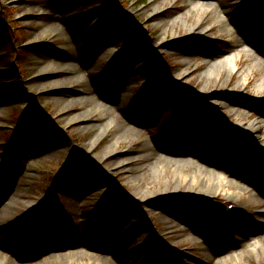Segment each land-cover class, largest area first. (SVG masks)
Wrapping results in <instances>:
<instances>
[{
	"label": "rangeland",
	"instance_id": "374dc122",
	"mask_svg": "<svg viewBox=\"0 0 264 264\" xmlns=\"http://www.w3.org/2000/svg\"><path fill=\"white\" fill-rule=\"evenodd\" d=\"M184 1L0 0V202H5L3 206L9 204L12 185L20 173L19 166L28 163L22 154L30 122L36 126L38 143L35 148L41 151L40 157L51 153L53 149L50 152L47 149L55 142L68 150L66 157L42 161L30 170L28 168L30 177L24 178L22 184L27 194L15 207L8 209L0 221V230L4 231L0 233V244L5 245L7 250L19 248L18 253L21 254L22 248L31 250L34 247L38 257L26 264L48 261L51 255L48 252L49 242L59 244L66 237L73 240L84 238L90 245L112 243L121 251L127 243L133 242L136 229L142 228H145L140 235L143 241L138 245L143 244L146 250L137 254H129L127 250L126 264H203L201 248L191 244V237L168 230L169 225L163 216L173 217L172 220L180 226L188 225L175 221V217L191 218L192 224L207 237L214 231L224 235L210 243L217 247L223 245L225 248L229 245L228 241H236V228L243 229L249 237H264V219L254 215L264 212L260 208L264 205V148L260 147L253 134L237 129L241 120L234 119L226 109L227 106L242 109L246 123L253 122L259 113H264V89L257 88L259 80L264 77V0H217L228 7V18L234 20L237 29L226 32L224 24L214 22L217 16L210 14L203 19L206 24H212L211 31L206 36L196 32L194 34L199 37L194 36L193 40L187 37L191 35L189 26L193 18H189V26L182 22L171 26V20L184 12ZM155 5L159 8L158 12H155ZM111 30L115 31L119 42L111 48L112 54L101 65L102 70L92 71L97 63L95 56L101 51V37ZM240 34L251 36L255 46L251 54L242 55L238 66L246 69L255 58L263 65L254 68L241 89L237 87L241 78L239 74L231 75L230 79L225 73L219 78L200 79V74L207 68L205 54L236 45ZM162 39H165L164 42H161ZM69 50L79 58L75 62L78 70L61 71L57 75L73 78L72 81L56 88L41 86L38 83L39 71L53 63H68ZM137 50L141 51L143 61L141 70L132 76L121 66L128 64ZM120 51L123 52L121 55L118 54ZM185 57L189 61H185ZM117 67H120L118 71L115 70ZM181 70H186L189 77L183 80L176 78ZM132 79L135 83H130ZM84 89L91 90L90 98L73 101V98H80ZM117 89H120L122 101L119 106L116 105L117 100L116 104L108 105L101 100V95L115 99ZM154 95L169 96L167 98L170 102L173 100L174 109L163 115L158 110H150L151 114H157L156 120L150 125H132L138 135L133 137L134 141L131 137H124L119 146L113 148L114 155H117L113 161L115 167L104 162L102 154L104 148L117 138L119 131L116 128L99 140L92 156L88 159L83 157L82 151L88 139L97 130L92 126L109 119L115 125L118 117L124 118V115L135 111L142 114ZM67 98L73 102L68 104L64 101ZM97 106L98 112L95 111ZM78 116L81 118H75ZM82 118L90 122L85 123ZM166 136L171 138L167 142L173 140L185 148L196 144L197 153L202 156L212 154L218 158L217 152L222 149L229 159L235 158V164L242 167V172L255 170V181L250 177L252 183L233 178L226 169L217 170L216 176L225 179L227 189L231 191L235 190L232 186L234 181L247 186L248 189L240 187V203L241 209L250 214V219L245 220L239 215L242 210L238 203L223 194L209 201L187 194L185 184L180 185L178 190H175V183L168 187L167 177L175 168L165 163L163 154H160L162 161L158 163L165 169L166 176L159 184L153 185L151 176L143 179L144 183H134L135 168L139 163L131 161L135 156L133 150L145 140H159ZM183 171L186 175L199 174L193 168H183ZM214 175L210 177L215 179ZM87 179L90 180L89 187H96L97 193L88 200L90 204L86 217L79 221L73 217L74 208L65 189H71ZM139 188L149 189L148 200L143 198ZM167 189L175 193L168 195L165 193ZM111 198L120 200L126 208L123 211L124 207H120L117 219L126 217L130 222L116 241H110L111 228L107 224ZM29 200L38 204H26ZM40 205V210H37ZM229 206H232L231 211H226ZM2 208L0 203V210ZM127 208L129 213L124 215ZM172 212L176 213L171 217ZM40 213L43 223L38 229L37 217ZM215 215L214 222L211 218ZM27 226L29 229L32 226L37 228L36 234H27L24 241L15 236L28 230ZM257 231L260 233L254 235ZM13 233L14 236H11ZM7 236L10 238L7 239ZM209 242L211 240L204 242L203 246L206 247ZM149 249L151 252L145 255ZM78 253L86 259L82 260L83 263L98 264L100 254L86 248ZM6 254V264H20L16 259L11 261V256ZM207 262L217 263L213 258ZM112 263L121 264L113 257L103 259L100 264Z\"/></svg>",
	"mask_w": 264,
	"mask_h": 264
},
{
	"label": "bare ground",
	"instance_id": "6f19581e",
	"mask_svg": "<svg viewBox=\"0 0 264 264\" xmlns=\"http://www.w3.org/2000/svg\"><path fill=\"white\" fill-rule=\"evenodd\" d=\"M217 0H185L184 1V12L177 17H174L173 20H171V26H174L180 22H182L185 25H188L189 18H193V23L190 24L189 29L191 30V35L187 36L188 39H194V36H197L196 32H199L202 36H206L209 34V32L212 29V24H206L205 19L210 16V14H213L214 16H217V19L214 20L215 23L224 24V27L226 29V32L231 33L233 30L237 29L236 24L234 20H231L228 18L229 11L228 7L225 6L223 3L219 4L216 3ZM155 12H158L159 8L157 5L154 6ZM205 18V19H203ZM187 26V27H188ZM249 24H247V27ZM247 29V28H246ZM49 31V30H46ZM44 31V32H46ZM244 32V30H243ZM193 37V38H192ZM199 37V36H197ZM166 39V38H165ZM165 39H162L161 42H164ZM198 39V38H195ZM118 37L114 30L105 32L101 37V44H100V54L96 57L95 56V63L96 67L92 68L91 70L100 72L102 70L101 65L103 62L111 56V48H115L113 46L114 44L118 43ZM111 44L110 46H107ZM158 44V43H157ZM160 44V43H159ZM68 45V43H67ZM255 46V42L252 39L251 36L248 34H240L238 42L234 46H230L226 50L222 51H216L215 53H207L205 54L207 62V68L204 72L200 74V79H211V77L219 78L224 73L226 74V77L230 79L231 75L239 74L241 75L240 81L237 84V87L240 89L243 85L247 83L248 76L252 73L254 68L257 65L262 66V63H258L257 59H254L253 64H251L246 69H242L238 66L237 62L239 59H241L242 55H248V53L253 52V48ZM117 48V46H116ZM134 48V47H133ZM109 50V51H108ZM69 54V62L68 63H53L52 66H47L43 69H41L38 73V83L41 86H48L51 85L53 88H56L60 85H66L69 84L73 78L67 77V76H58L61 71L66 72L67 70H78L77 68V55L74 51H70ZM132 60L128 62V64L124 65L122 64L121 68H126L127 72H130V75L134 76L136 73H138L141 70V61H143V55L140 50L135 51L133 54ZM185 61H189V58L185 57ZM120 67L115 68L116 71L119 70ZM90 69V68H89ZM57 70L58 72L55 73ZM190 74H187L186 70L179 71L175 77L179 80H183L189 77ZM56 76L55 79H52V77ZM131 76V77H132ZM228 79V80H229ZM75 80V79H74ZM130 83H135L130 81ZM258 89H264V77L259 80ZM244 90V88L242 89ZM90 89H84L82 91V95L80 98H73V101H87L88 95H90ZM117 93L115 95V99H110V97H106L101 95V100L105 102V104H116L120 105L122 103L120 99V89L116 90ZM165 93V90L163 91ZM160 94L161 91H159ZM117 96V99H116ZM119 96V98H118ZM161 97V98H160ZM154 95L152 97V100L145 105L146 108L143 109L142 114L131 112L127 116L124 115V118L118 117L115 121H112V119L109 120H102L99 122L98 126H92L96 127L97 130L95 134L88 139V142L86 143L85 150L82 151L83 157L88 159V156H92L97 149V146L99 145V140L103 138L108 132L112 131L114 128L119 131V134H117V138L113 139L108 147L104 148L102 159L104 162L109 163L112 167L116 166V163H114V158L117 156L114 155V147L119 146L121 139L124 137H131V140L134 141L133 137L137 136L138 134L136 127L134 126H141V125H150V123L154 120H156L157 114H151L150 110H158L160 111V114L163 115L164 112H169L170 110L174 109V103H172V99L170 102V99L167 97L169 96H160ZM59 101H62L61 99H58ZM71 99H64L68 104L70 102H73ZM117 100V102H116ZM103 106V105H102ZM101 109L105 110V108L100 107ZM148 112L146 109H148ZM227 110H229L230 114L233 116L236 120H241V122L237 125V129L241 132H250L253 134L257 140V143L260 145L261 148H264V113H260L259 117L254 120L253 122H244L245 119L244 111L240 108L236 107H226ZM99 108L97 106V109H95L96 112H98ZM141 112V111H139ZM162 117V116H161ZM75 118H81V117H75ZM244 118V119H243ZM74 119V118H73ZM81 120V119H80ZM83 122L88 123L90 122L89 119L82 118ZM193 121V119H192ZM195 121V120H194ZM73 122V121H72ZM134 125V126H132ZM29 136L28 140L25 144V151L23 157L28 160V163H25L24 165H20V173L17 176V180L12 185V192L9 198V204L4 205L2 204V210H0V221L4 219L6 212L8 211V208L17 205L18 201L21 199H24V196L27 194L26 189H22L23 179L30 177L28 173L29 170L36 165L37 163H40L42 161H51L52 159L58 158V157H66L68 155V150L66 148L63 149V146H59L58 142H55L52 146L48 147L47 151L50 152V150L53 149L51 153L48 155H45L44 157H40L39 148H35V146L38 143V138L36 133V126L33 122H30L29 124ZM90 127V126H89ZM167 137V138H166ZM164 139H154L150 138L148 140L143 141L138 147H136L135 150H133V153H135V156L131 159V161L138 162V166L135 168V176L133 178L134 183L137 184L138 181L142 182L143 179H145L147 176L152 177V183L159 184L162 177L166 176L165 169L159 165L158 162H161V155L163 154V160H165V163L168 162L171 166H174V172L170 175V177H167V186L171 183H175L176 188L175 190L179 189V186L182 184H185L187 187V194L195 197H204L209 201L214 200L216 197H219L221 194L224 195V197L228 199L235 200L238 203V206H240L241 209V191L240 187H245L248 189L245 185H242L241 182L234 181L231 187L235 190L227 189L228 185L227 182L221 179H218L217 174L218 171L225 170L224 164L217 159L214 155L209 156H200L199 160L196 161L195 159H190L189 155H198L197 148L194 145H189L188 148H185L181 145H178V143L173 142L171 140L168 141L169 136H166ZM171 139V138H170ZM125 140V139H124ZM135 146L132 147L134 149ZM223 150L220 149L218 151L219 155H222ZM188 158V159H186ZM111 160V161H110ZM30 165V166H29ZM226 165V164H225ZM183 168L195 169L199 174H189L186 175L183 171ZM226 170L228 174L232 173L233 178L237 177L245 179V181H249V183H252L250 179V175L247 173H239V171H232L229 167ZM216 169V171L214 170ZM215 174V175H214ZM226 174V175H228ZM214 175L215 179H212L210 176ZM225 177V175H224ZM236 178V179H237ZM221 180V181H218ZM89 179L87 180H81L79 183H77L74 187L67 188L66 195L68 196L69 202L71 203L72 207L74 208L73 217L76 220L81 221L80 219H84L86 217V209L88 208V205L90 202V197H94L96 195V187L91 188L89 187ZM98 187V186H97ZM139 190L143 193V198L145 200H148L149 197V189L146 188V190L143 188H139ZM168 195H172L175 192H172L171 189H167L166 192ZM89 202V203H88ZM26 204L28 205H35L38 203L32 202V201H26ZM109 206L111 207L108 209L109 219H107V224L110 226L111 229H109V238L110 241H116L118 240L122 235L123 231L127 228L129 225V220L126 219V217L122 220L117 219V214L120 211V207H124L122 202L116 198L109 199ZM41 205L38 206L36 209L40 210ZM261 209H264V205H261ZM126 208H123V211ZM239 209V210H240ZM242 211L239 213V215L243 216L245 220L250 219V214L245 212L243 208ZM112 215H111V214ZM129 210L127 208L124 215H128ZM176 212L171 213V217ZM257 217L264 219V212L263 213H254ZM164 221L167 222L169 225V229L172 230V233H184L186 234L189 232V229H185L184 227L177 225L176 222L172 220L170 217L163 216ZM212 217L211 219H213ZM37 220L39 222L38 229L41 228V225L43 223V220L40 216L37 217ZM175 221H189L191 224V220L187 219H180V217H175ZM214 220V219H213ZM84 221V220H83ZM106 224V225H107ZM35 227V226H34ZM24 233H17L15 236H20L22 240L24 241L27 239V234L29 236H33L36 234L37 228L29 229ZM139 230V232H138ZM142 231H145V228L142 229H136L132 243H127V245L123 248V250L118 251L112 243H95L94 245H90L86 243V239L80 238L78 239H71L70 237H66L61 243L56 244L53 242H49L48 245V252L50 255V258L48 261H43L39 264H47L51 261H55L56 264H87L83 263L82 260L83 256H80L78 251L80 249H88L96 254H100V258L97 261L98 264L102 262L103 259H106L107 257H113L114 260L121 264H126V258L127 254L126 251L129 252V254H137V253H144L146 250V247L143 246V244H139V242L143 241V239H140V235L142 234ZM138 232V234H136ZM237 233V239L236 241H228L229 245L224 248L223 245H220L217 247V245L212 246L207 245L206 248L207 252L202 254V261L203 264H206L208 259H212L216 261V264H264V237L263 236H257V237H249L246 233H244L243 229L239 228L236 229ZM250 233V232H249ZM260 231H257L256 234L258 235ZM188 235L191 237L192 242H194V246L196 247L197 242L202 245V240H198L193 237L190 233ZM252 235V234H251ZM26 236V237H25ZM224 237V235H219L216 231L211 232V234L208 236V239L211 240V243L216 241L218 238ZM114 239V240H113ZM130 240V239H129ZM219 243L221 244L222 239H220ZM224 240L223 242H225ZM254 241V242H253ZM209 247V248H208ZM239 249H236L238 248ZM198 248H201L198 246ZM203 249V248H202ZM205 250V249H204ZM239 250V251H237ZM151 250L149 249L147 253L149 254ZM169 253L173 254V251H170ZM44 254V252H42ZM1 255V253H0ZM216 255H219L220 257H215ZM16 257L23 262H30L33 261L34 258H37L38 255L35 253L34 247H31L27 250V253L23 255L21 258H19L17 255ZM92 260V259H91ZM6 259H4L2 256H0V264H4ZM93 262H90L89 264H92ZM208 263V262H207ZM113 264V263H112Z\"/></svg>",
	"mask_w": 264,
	"mask_h": 264
}]
</instances>
